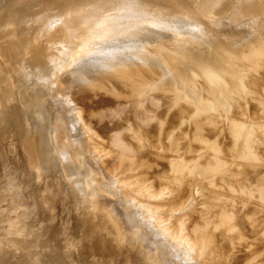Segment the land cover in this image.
Wrapping results in <instances>:
<instances>
[{"label":"bare ground","instance_id":"bare-ground-1","mask_svg":"<svg viewBox=\"0 0 264 264\" xmlns=\"http://www.w3.org/2000/svg\"><path fill=\"white\" fill-rule=\"evenodd\" d=\"M0 37V264H264V0H0Z\"/></svg>","mask_w":264,"mask_h":264},{"label":"rangeland","instance_id":"rangeland-1","mask_svg":"<svg viewBox=\"0 0 264 264\" xmlns=\"http://www.w3.org/2000/svg\"><path fill=\"white\" fill-rule=\"evenodd\" d=\"M250 12H251V11H250ZM251 13H252V12H251ZM228 14H229V16H230V14H232V12L229 11ZM254 15H258L257 18H260V19L262 18V16H259V14H254ZM254 15H251V18H252V19L248 17V16H250L249 13H248V15L245 14V15L242 16L243 19L245 18L244 16H247V17L245 18V20H244V23L246 22V26H248V25L252 22V20L254 21L255 19H257L256 16L254 17ZM261 15H262V14H261ZM229 16H228V17H229ZM252 16H253L255 19H254ZM228 17H225V19L222 18V19H220V20H225V22H226V20L228 19ZM248 18L251 19V21H248V22H247V19H248ZM185 22H187V21H185ZM189 22H190V21H189ZM223 22H224V21H223ZM249 22H250V23H249ZM241 23H243V22L241 21ZM248 23H249V24H248ZM247 24H248V25H247ZM258 24H259V23H258ZM260 24H261V23H260ZM243 25L245 26V24H243ZM252 25H253V24H251L250 26L252 27ZM148 36L151 38V37H152V34H148V35L146 36L147 38H146V37H145V38L148 39V38H149ZM154 37H155V36H154ZM154 37H153L152 39H154ZM0 38H1V37H0ZM181 38H183V37H181ZM184 38H186V37H184ZM184 38H183V39H184ZM1 39H2V38H1ZM1 39H0V41H1ZM146 39H144V40H146ZM152 39H151V40H152ZM183 39H182V40H179V39H178L179 41H182V42H183V43H182V42H179V41H178V43H182V44H184V41H185L186 39H185V40H183ZM185 46L189 47V46L187 45L186 42H185ZM185 46H184V47H185ZM22 63H25V61H23ZM0 65H2V67L5 68L7 71L12 70V69L8 66V64H7L3 59H0ZM24 65H26V63H25ZM169 70H170V69H169ZM167 71H168V70H167ZM168 72H170V71H168ZM183 72H184V74H185V73H189V72H186L185 70H184ZM183 72H181V73H183ZM171 74L173 75V73L170 72V75H171ZM11 75H12V74H11ZM61 75H62V74H61ZM167 75H168V78H167ZM167 75H166V76L164 75L163 78L166 77L164 80H165V81L167 80L168 83H167V81H166V82L163 81V82H164V83H163V82H162V80H163L162 77H161L162 79H160V81L158 82V85L161 83L159 86H162V88H164V89H165L164 84H165V85H166V84H169L170 81H173V80L175 79V78L173 77L174 75H173V76H172V75L170 76L169 73H168ZM12 76H13V75H12ZM172 77H173L174 79H173ZM181 77H183V78L186 79V78H187V74H185L184 76H182V74H181ZM169 79H170V80H169ZM172 79H173V80H172ZM191 79H193V78H191ZM177 80H178L179 83H180V80H182L181 82L185 81L184 79L180 78V76L178 77ZM187 80L189 81V77L187 78ZM195 81L197 82V83L194 82L195 85H196V84H197V85H200V83L198 82L199 80H195ZM13 82H14V80H13ZM200 82H201V81H200ZM203 82H204V81H203ZM184 83H185V82H184ZM184 83H183V84H184ZM198 83H199V84H198ZM205 83H206V82H205ZM38 84H39V83H38ZM170 85H171V84H169L168 86H169V87H172V86H170ZM181 85H182V83L180 84V86H181ZM184 85H185V84H184ZM197 85H196V87H197ZM39 86H41V88H40L41 91H42V90L44 91V90L46 89V92L49 93V94H51V95H50L51 97L54 95V93H55L56 91H57V92H56L55 94H57V93L59 92V89L61 88V87H59V86H57V87L55 86V88H54V86H53V87H50V86H49L50 88L46 86L47 88L45 87V89H43L44 86L41 85V82H40V85H39ZM198 87H199V86H198ZM198 87H197V88H198ZM48 88H49V89H48ZM53 88H54V90H52ZM58 88H59V89H58ZM63 88H64V92L67 93V91H68L67 88L65 89V87L62 85V89H63ZM167 88H168V87H167V85H166V89H167ZM47 89H48V90L51 89L52 91L50 90V91L48 92ZM57 89H58V90H57ZM168 89H170V88H168ZM171 89H172V88H171ZM2 90H3V89L0 88V91H2ZM198 90H199V89H198ZM211 90H212V89L210 88V92H211ZM53 91H54V92H53ZM207 91H208V90H207ZM2 92H3V91H2ZM14 92H15V91H14ZM46 92L44 91L45 95L48 96L49 94H46ZM51 92H53V93H51ZM62 92H63V91H62ZM182 92H183L182 96L186 97V94H187V96H188V93H186V92L183 91V90H182ZM218 92H219V91H216V93H218ZM60 93H61V92H60ZM66 93H64V95H65ZM200 93H201V92H200ZM200 93H199V94H200ZM207 93H209V92H207ZM202 94H203V93H201V94L198 95V96L200 97V99L203 100V102H204L205 104H206L207 101H209V100L214 101L213 98H215V96H216V97H217V96H221V97H226V100L228 99V101H230V103L232 102L231 105H233V103H234L236 106H238L239 101H240V103H241V100L244 98V97H243L244 95H243V96H240V95H238V94H234V93H233V94L228 93V95H223V94H221V91H220L217 95L214 93L215 96L209 95L208 98L205 97V96L203 97ZM220 94H221V95H220ZM60 95H61V94H60ZM149 95H151V94H149ZM207 95H208V94H207ZM232 95H233V96H232ZM47 96H46V97H47ZM50 96H48L47 99H48V101L51 102L52 100L49 99ZM152 96H153V95H152ZM152 96H151V98H152V100H153L152 103H153L155 106L151 103V100H150V103H151L152 105H150V106H152V107H151L152 109H154V107H155V110H157V109H156L157 106H156V104H155V102L157 103V100L153 99L154 96H153V97H152ZM166 96H167V95H166ZM234 96H235V97H234ZM236 96H238V97H237V99L239 98L238 100L236 99ZM51 97H50V98H51ZM137 97H138V96H137ZM137 97H135V98H137ZM189 97H190V96H188V98H189ZM201 97H202V98H201ZM233 97H234V98H233ZM188 98H187V99H188ZM190 98H191V97H190ZM205 98H206V99H205ZM219 98H220V97H218V99H219ZM230 98H232L233 101H232ZM240 98H241V99H240ZM156 99H159V98H156ZM187 99H186V101H188ZM218 99L215 98V100H218ZM160 100H162V99H160ZM160 100L158 101V102H159L158 108H160V106L163 105V103H162L163 100H162V102H160ZM234 100H236V101H234ZM190 101H191V100H190ZM211 101H209V102H211ZM55 102H56V105H55ZM57 102H58V101H54V102H53L54 109H55V107H56V108H60V106L62 107V105H60L59 103H58V105H57ZM191 102L194 103V102H196V101H193V100H192ZM236 102H238V103H236ZM148 103H149V101L146 102L147 105H148ZM150 103H149V104H150ZM216 103H217V102H216ZM216 103H215V104H216ZM230 103H229V104H230ZM51 104H52V102H51ZM194 104H196V103H194ZM168 105H169V104H168ZM216 105H218V104H216ZM57 106H58V107H57ZM144 106H145V105H144ZM150 106H149V107H150ZM165 106H166V105H165ZM236 106H234V107H235V108H238L239 106L241 107V104H239L238 107H236ZM163 107H164V106H163ZM163 107H161V109H162ZM214 107H215V106H213V108H214ZM232 107H233V106H232ZM175 109H176V110H175ZM2 110H3V109H2ZM4 110H5V109H4ZM172 111H174V112L177 111V107L174 108V110H172ZM153 113H155V111H154ZM153 113H152V116L154 115ZM63 117H64V116H63ZM67 117H69V119H70V116H69V115H68ZM61 118H62V117H61ZM61 118H60V119H61ZM64 118L67 119V120L69 121V119L66 118V116H65ZM64 118H62V119H63V121H62L63 123L61 122L62 119H61V120L59 119V122H56L57 120H56V121L54 120L53 122H54V123L56 122L55 126H56L58 123H60V124H58L59 128H60V126L62 125V126H61V127H62V130L60 129V131H65V132H66L65 134H69V136H70L71 138H72V136H73L72 141L77 140V139L74 138V137H76V136L81 137L82 135H81L79 132H76V133H79L81 136H80L79 134H76L75 131H72V130H73V128L71 127L72 124L68 123V121L65 120ZM151 118H152V120L154 119L153 117H151ZM155 118L158 119L157 117H155ZM156 119H155L154 121H152V122H157ZM64 121H66V122H64ZM69 122H71V119H70ZM152 122H151V123H152ZM61 123H62V124H61ZM67 123H68L69 125H68ZM149 123H150V122H149ZM152 124L154 125V123H152ZM152 124H151L150 126H152ZM66 125H67V126H66ZM64 126H65V127H64ZM66 127L69 128V130H68L69 132L66 131V130H67ZM152 127H153V126H152ZM154 127H155V126H154ZM157 127H158V126H157ZM70 128H71V129H70ZM63 129H66V130H63ZM157 129H158V128H157ZM257 129H258V132H259L260 130H262V129H264V128H260V130H259V128H257ZM70 130L72 131L71 133H70ZM67 132H68V133H67ZM74 133H75V134H74ZM256 133H257V132H256ZM261 133H262V132H259V135H260ZM74 135H75V136H74ZM261 136H262L263 138H260L259 140H261V139L263 140V139H264V130H263V134H262ZM261 136H260V137H261ZM1 139H2V140H1ZM262 140H261V143H262V144L260 143L259 145H260V148H262V150H263L264 147H263L262 145H263L264 142H262ZM263 141H264V140H263ZM229 142H230V141H229ZM259 142H260V141H259ZM85 144H86V143H85ZM228 145L230 146L231 144L228 143ZM11 146H14V147L12 148ZM261 146H262V147H261ZM230 147H231V146H230ZM258 147H259V146H258ZM8 148H9V149H8ZM11 148H12V149H11ZM228 148H229V147H228ZM228 150H229V149H228ZM260 150H261V149H260ZM260 150H259V151H260ZM229 151H230V150H229ZM229 151H228V154L230 153ZM234 152H235V150H234ZM234 152H232V153H234ZM236 152H237V151H236ZM84 153H85V151H84ZM22 154H23V152H22V150H21V146H20L19 140L16 138L15 135H13V133L9 132V134L7 133V134H6L5 136H3V137L0 136V158H1L0 161H2V162H8V165H7V164H6V165L9 166V163H10V158H9V157L13 156L14 158L17 159V161H18L17 163L20 164V166H21V168H22L21 171H22L23 173H24V172L27 173V172H26V170H27V165L24 164V163H27V162L24 161V157L22 156ZM85 155H86V154H85ZM235 155L237 156V153H235L234 156H235ZM228 157H229V156H228ZM230 157H231V156H230ZM2 158H3V159H2ZM232 158L234 159V157H231V159H228V164H230V163H229V160H230V162H231ZM234 160H235V159H234ZM234 160L231 162V164L234 162ZM231 164H230V165H231ZM233 164L235 165V163H233ZM233 164H232V165H233ZM232 165H231V166H232ZM4 166H5V165H4ZM7 166H6V167H7ZM80 166H81L82 168H84L85 173H88V174L92 177V180L94 181V183L97 184V192H100V190H103V189H104L106 192H113V191H114V192H117V191H118L117 185H116V183H115L114 181H112V180H105V179L103 178V175H101L102 178H103V181H104V182L101 181V183H99V181H98L96 178L93 177V175H92V174H93V171L91 170L90 166H93V167H94V166H95L94 162H92V163H88V162L86 161V162L82 163ZM233 167H234V166H233ZM25 168H26V169H25ZM231 168H232V167H231ZM231 168H230V169H231ZM232 169H233V168H232ZM24 170H25V171H24ZM27 171H28V170H27ZM34 173H36L35 176L38 177V175L40 176V174H41L42 172H40V171H36V170H35ZM41 175H42V174H41ZM42 176H43V177H41V180H44V181H45L46 178H45L44 174H43ZM100 179H101V178H100ZM115 179H116V178H113V180H115ZM47 182H49V180H48ZM49 183H50V182H49ZM46 185H48L49 187H51V184H45V185L43 186V191H41V193H44V194L48 195L47 192L45 191V187H47ZM50 189H51V188H50ZM251 191H252L253 193H252ZM251 191L249 192V195H254V196H255L254 191H253V190H251ZM250 193H252V194H250ZM40 196H41V195H40ZM80 196H81V195H80ZM254 196H253V197H254ZM256 196H257V195H256ZM256 196H255V199H257ZM78 197H79V196H78ZM79 198H81V199H85V198H87V197L82 196V197H79ZM92 198H93V197H92ZM249 198H250V197H249ZM42 199L44 200V198H42ZM42 199H40V200H41V204L44 203V204H46V206H47V203H46L47 200L44 201V202H42ZM253 199H254V198H253ZM120 203H122V202H120ZM122 204H123V203H122ZM49 207H50V206H49ZM52 208H55V207L52 206ZM135 229L137 230V228H135ZM133 237H134V236H133ZM149 248H150V247H149ZM149 248H146V250H147L148 252H150ZM144 249H145V248H144ZM136 250H138V248H137ZM150 253H151V252H150ZM152 253H153L158 259H160V254H159V252H158L157 250H155V251L152 250ZM183 263H186V262H183ZM183 263H182V264H183ZM186 264H188V263H186Z\"/></svg>","mask_w":264,"mask_h":264}]
</instances>
